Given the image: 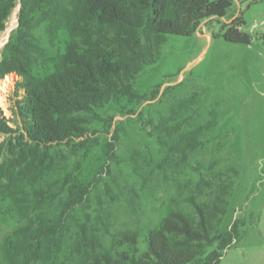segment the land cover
I'll use <instances>...</instances> for the list:
<instances>
[{
  "label": "trees",
  "instance_id": "16d2710c",
  "mask_svg": "<svg viewBox=\"0 0 264 264\" xmlns=\"http://www.w3.org/2000/svg\"><path fill=\"white\" fill-rule=\"evenodd\" d=\"M233 2L18 0L17 27L0 58V79L11 77L21 93L15 127L0 106V207L7 205L18 226L0 242L1 264H219L237 236L236 227L220 229L237 171L210 174L189 163L215 121L167 130L172 141L159 139L160 169L190 172L172 178L179 192L186 189L184 196L168 200L164 215L147 227L143 248L139 233H112L103 216L101 198L111 204L120 193L114 182L106 180L95 198L98 176H86L74 156L87 158L95 148L90 132L99 110L117 99L147 98L133 83L160 59L167 35H191L201 22L225 17ZM16 3L0 0V33ZM243 24L239 14L220 34L250 44L253 36L240 29ZM260 38L264 42V31ZM198 103L193 97L181 109ZM105 146L108 152L112 143Z\"/></svg>",
  "mask_w": 264,
  "mask_h": 264
},
{
  "label": "rangeland",
  "instance_id": "374dc122",
  "mask_svg": "<svg viewBox=\"0 0 264 264\" xmlns=\"http://www.w3.org/2000/svg\"><path fill=\"white\" fill-rule=\"evenodd\" d=\"M18 11L17 0L0 33V58L17 27ZM239 14L245 21L240 29L253 36L250 44L229 42L220 34L221 26ZM263 31L264 0H234L224 20H205L188 36H166L160 59L146 65L133 83L137 93L148 95L145 100L130 103L121 98L98 111L90 132L96 146L87 158L79 153L74 160H82L86 176H98L95 198L106 180H112L116 193L120 192L111 204L101 198L103 216L112 233L136 231L143 248L147 227L164 215L168 200L184 196L186 189L179 192L172 178L181 179L190 172L188 167L160 169L163 143L159 139L172 141L167 130L178 133L215 121L189 163L210 174L237 171L220 227L223 232L236 227L237 236L224 249L219 264H264ZM65 38L61 34V45ZM15 84L9 76L0 79V106L12 127L17 122L13 111L21 94ZM193 97H198L199 103L184 112ZM106 142L112 143L108 152ZM128 181L134 183L132 187ZM17 226L7 205L2 204L0 242ZM109 240L107 236L105 244Z\"/></svg>",
  "mask_w": 264,
  "mask_h": 264
},
{
  "label": "crops",
  "instance_id": "0c3cea01",
  "mask_svg": "<svg viewBox=\"0 0 264 264\" xmlns=\"http://www.w3.org/2000/svg\"><path fill=\"white\" fill-rule=\"evenodd\" d=\"M225 19V17H223L221 20H224Z\"/></svg>",
  "mask_w": 264,
  "mask_h": 264
}]
</instances>
